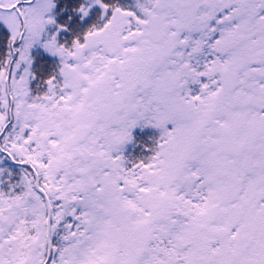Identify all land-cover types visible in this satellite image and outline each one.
Segmentation results:
<instances>
[{"label": "snow or ice", "instance_id": "1", "mask_svg": "<svg viewBox=\"0 0 264 264\" xmlns=\"http://www.w3.org/2000/svg\"><path fill=\"white\" fill-rule=\"evenodd\" d=\"M0 264H264V0H0Z\"/></svg>", "mask_w": 264, "mask_h": 264}, {"label": "rangeland", "instance_id": "2", "mask_svg": "<svg viewBox=\"0 0 264 264\" xmlns=\"http://www.w3.org/2000/svg\"><path fill=\"white\" fill-rule=\"evenodd\" d=\"M141 146L145 148L151 146V140L148 138L147 134H139V133L137 134L136 146L130 147L125 153L126 156L129 159L134 160L138 158L139 156L145 155L146 153L142 151Z\"/></svg>", "mask_w": 264, "mask_h": 264}, {"label": "trees", "instance_id": "3", "mask_svg": "<svg viewBox=\"0 0 264 264\" xmlns=\"http://www.w3.org/2000/svg\"><path fill=\"white\" fill-rule=\"evenodd\" d=\"M136 152V151H135Z\"/></svg>", "mask_w": 264, "mask_h": 264}]
</instances>
